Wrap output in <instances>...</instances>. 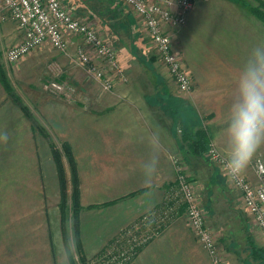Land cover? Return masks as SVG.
Wrapping results in <instances>:
<instances>
[{"label":"crops","instance_id":"obj_1","mask_svg":"<svg viewBox=\"0 0 264 264\" xmlns=\"http://www.w3.org/2000/svg\"><path fill=\"white\" fill-rule=\"evenodd\" d=\"M172 9L178 11L179 7L173 4ZM2 10L0 0V132L9 134L7 143L0 142V264H70L61 220L46 213L54 210L48 201L53 200L58 186L43 168L38 185L39 164L53 162L52 142L46 132L39 133L38 120L45 129L53 128L55 102L51 94L38 90L41 80L29 76L44 58L41 46L45 44L17 64H10L6 50L23 39L24 31ZM166 29L195 79L193 93L179 92L169 74L167 77L164 64L159 67L161 74H157L158 65L154 72H146L132 59L129 47L130 60L120 58L130 75L127 81H117L105 89L98 78H78L76 100L63 102L64 106L56 109L61 122L57 130L72 148L82 211L86 210L84 205L94 204L93 211L101 217L95 215L90 223L81 216L86 223L81 228L85 255L96 254L119 230L163 207L175 186L176 160L195 180L210 213L207 222L212 220L216 226L221 220L232 223L237 220L233 211L243 207L218 167L206 155L188 150L182 131L206 128L211 143L218 148L234 74L251 48L264 42V25L238 0H200L182 23ZM75 43L70 46L74 52ZM136 49L144 50L143 44ZM135 63L137 70L146 73L137 71L142 78H135ZM155 74L159 78H153ZM27 98L32 102L28 104ZM182 105L191 111L188 119L182 114ZM150 131L159 133L163 155L154 180L145 184L139 164L147 157L143 138ZM252 163L251 159L245 174L254 183H264ZM227 211L233 219L226 218ZM188 233L186 222H169L130 264H213L208 253L192 246L195 240Z\"/></svg>","mask_w":264,"mask_h":264},{"label":"rangeland","instance_id":"obj_2","mask_svg":"<svg viewBox=\"0 0 264 264\" xmlns=\"http://www.w3.org/2000/svg\"><path fill=\"white\" fill-rule=\"evenodd\" d=\"M61 1L66 8L71 10V12L75 17L94 26L98 30V32L105 37L107 42H109L112 46L115 47V49L117 50L118 61L126 76V79L122 80L123 82L127 81V78H130V75L127 74L126 69H124L125 67L121 63L120 58L121 59L124 58V60L127 61L130 60L129 59L130 55L127 56V52H126V49H129V47L133 49L134 57H132V59L136 61L138 66H141L143 69H145V71L146 69H149L151 70V72H154L156 68L155 65H158L157 74H161V70L159 67L163 66V62L158 52L156 51V48L153 44V40L148 34V31L144 26L142 20L139 19L138 17H135V15L132 12V9L129 6H127L120 0H61ZM246 1L256 6L260 5V2L258 0H246ZM262 1L264 2V0ZM262 23L264 25L263 21ZM74 41H76L77 43V44L75 43V46H77L80 43V40L76 38L74 39ZM139 43L143 44L144 50L137 51L136 46H138ZM41 47H43L42 53L44 54L43 55L44 58H42L38 64L36 63L35 71L33 70L31 72L29 78H38L39 82L41 80V83L37 82L38 83L37 87H39L38 90L43 89L46 92L47 96L48 95L50 96L51 94V96L54 98L55 108L53 111L54 114L52 116L54 119L53 120L54 124L52 129L50 130L49 128L45 129V125H42L40 120H38L39 133L44 134V132H46L45 134L50 139L49 141L52 142V151L54 148V152H52L53 162L39 164L38 185H40V183L42 182L40 177L42 175L41 169L43 168L48 173V176L50 175L51 177H53L54 180L53 185L55 187L58 186L57 189L54 188L55 195L53 200H50L49 198L50 202L48 201V203L50 204L48 205V207L50 206L54 210H51L50 212L47 211L46 212L47 217L52 216V218L54 219L61 220V233L69 257L71 255L76 260L77 264H92L93 263L92 260L108 246L112 245L115 248L117 247V244L120 243L119 237L121 234H124V236L126 237H129L130 234L127 232L126 229L127 227L119 230L118 233L115 235V237L105 244L102 250L91 256L85 255L84 257L86 258L87 262L86 263L81 262L80 260L81 253L79 252L80 247H82V250L84 251L83 238H82L83 234L81 228L83 224L86 225V223L83 222V220L81 221V216L83 215L86 221L88 220L90 221V223H93L95 219V215L100 217V214H95V212L93 211L94 204L84 205L86 210L82 211L83 206L81 204L82 197L80 193V187H77L76 184L74 183L76 170L72 162H70L71 158L69 157L67 152L66 153L64 152L63 145L65 141H63L61 133L57 130V127L61 126V122L60 119L58 118V116L60 115H58L56 109L57 108L59 109L60 107L64 106L63 102L68 101L69 103L70 102L73 103L74 100H76V95L78 92V86H77L78 78H92V77L96 78V77L93 72H91L85 65H82L77 60L75 56L76 52H74L75 51L74 47L73 48L69 47L66 50H60L52 47L49 43H46ZM38 48L40 47L38 46ZM99 61H100L99 58L97 57L93 58V62L98 63ZM136 63H135L136 68L132 67L131 69L134 68L133 73L135 74V78H142L141 76L139 77L137 76V71H140L139 74L146 75V73H143L144 71L142 69L137 70L138 66L136 65ZM131 66L133 65L131 64ZM107 72L110 73L109 70H107ZM164 72L165 70H163V73ZM167 77H169V75ZM20 78H25V76ZM153 78H159V76L155 74ZM160 78L162 79L165 77H162L161 75ZM117 81H121V79L120 78L117 79L115 83ZM193 81H194V85H193L192 93L194 92V90H196L194 78ZM50 82H56L62 84L63 89L59 91L54 88L47 87L46 85L49 84ZM190 91L181 92V93L189 94ZM45 97L46 96L44 95L42 98H39V100ZM23 102L24 101H22L21 104L24 106ZM26 102L29 104L32 101L31 99L27 98ZM188 113L189 114L191 113L190 109L187 106L184 107L182 105V114L183 116L185 115L187 119H188ZM55 152H57L58 154L55 155ZM257 157H261L264 160V147L258 149L257 152L251 158L253 161L252 167L254 171H255L254 162ZM57 160L59 161L60 165H58ZM61 171L63 172V176L61 174ZM222 177L225 180L227 187L231 190H234L239 195L238 197L242 201L240 192L237 191V189L233 187L232 184L229 183L228 179L225 176L222 175ZM192 181L196 185L195 180L192 179ZM175 184H176V180H175ZM175 188L176 186H173L171 188V191L173 190L174 192ZM171 191H169V193ZM172 197H173V201L170 204L165 202L163 207L156 212L157 215L154 217V221H153V224H155L156 226L155 228L152 229V232H154V237L152 238V240L163 231V229L169 224V222L173 220L178 219L188 224L186 216L184 214V210L183 213L181 210L183 209L184 205H181L182 201H181L180 193L176 192L175 195H173ZM241 204L243 206L241 209L236 208L233 211V213L237 216L236 221L233 220L232 223L229 222L224 223V221L221 220L218 222L219 225L216 226L214 223H212V220H209V222H207L210 213L206 205L203 203L204 210L206 212L205 214L206 222L208 225L211 223L212 226L211 225L209 226L213 228L214 231L217 233L220 254L221 256H225L223 257L224 264H228L227 261L229 260L233 261L234 264H264V243L261 241V238L264 239V235L257 228V225H255L252 215H250V213L244 207L243 202ZM169 207H172L173 209L169 210ZM179 212H181L182 214ZM228 213H229L228 211L225 212L226 218L233 219L232 218L233 215H230ZM103 214L104 211H102V216L104 217ZM188 227H189V233L187 235L190 236L191 238H194L195 240L192 243V246L196 245L198 250L202 249L205 251V249L200 245V243L194 237L189 225ZM89 228L91 229V231H93V228H91L90 226ZM91 233L92 232H90V234ZM256 240L258 242H256ZM197 248L195 249V251L197 254H200L199 251H197ZM258 252L259 254L262 255L258 256L257 255ZM227 256H230V258L232 259H229ZM115 257H113L112 260L117 264H130L137 256L129 263L125 259L116 260ZM211 260L213 264H216L212 258ZM104 261L105 258H101L98 263L99 264L105 263Z\"/></svg>","mask_w":264,"mask_h":264},{"label":"built area","instance_id":"obj_3","mask_svg":"<svg viewBox=\"0 0 264 264\" xmlns=\"http://www.w3.org/2000/svg\"><path fill=\"white\" fill-rule=\"evenodd\" d=\"M120 1L138 14L139 19L144 23L156 51L179 91L192 90L193 77L183 62L181 51L174 48L173 38L166 28L168 25L182 23L185 14L200 0ZM173 4L178 5V11L172 9ZM2 6L18 27L24 31L23 39L11 45L6 52L10 64H17L36 47L46 43L54 48L66 50L75 43L74 39L76 38L80 40L75 54L77 60L94 73L105 89H111L119 78L126 79L115 47L107 42L94 26L75 17L61 0H2ZM94 57L99 58L100 61L93 62ZM46 86L59 91L63 89V85L56 82H50ZM217 149L211 143L206 156L226 177L217 159ZM175 168L177 172L176 188L174 192L172 190L167 195L166 202L170 204L173 201L172 196L176 192L180 193L183 203L181 205H184V214L194 237L216 264H224L217 233L206 222V212L196 185L186 168L178 160L175 161ZM254 168L258 176L263 178V158L255 159ZM229 183L240 192L244 207L252 215L255 224L264 235V183H254L245 172L238 179L229 181ZM172 209L169 207V210ZM156 212L146 214L132 224L134 228L129 231V234L133 235L134 240H138L139 244L154 237L152 229L156 226L153 224ZM135 233H139V235Z\"/></svg>","mask_w":264,"mask_h":264},{"label":"clouds","instance_id":"obj_4","mask_svg":"<svg viewBox=\"0 0 264 264\" xmlns=\"http://www.w3.org/2000/svg\"><path fill=\"white\" fill-rule=\"evenodd\" d=\"M217 159L229 181L238 179L258 149L264 147V42L251 48L235 72L223 126ZM9 134L0 132V142ZM143 141L147 157L139 164L142 180L150 184L158 173L163 155L159 133L150 131Z\"/></svg>","mask_w":264,"mask_h":264},{"label":"trees","instance_id":"obj_5","mask_svg":"<svg viewBox=\"0 0 264 264\" xmlns=\"http://www.w3.org/2000/svg\"><path fill=\"white\" fill-rule=\"evenodd\" d=\"M260 2V5L256 6L253 5L251 3H249L246 0H238V2L246 7L253 15H255L258 19H260L261 21L264 22V2L262 0H258ZM182 136L184 141L187 143L188 145V150L195 154V155H200V156H204L206 155V152L209 148V146L211 145V136L210 133L207 131L206 128H201L198 129L194 132H190V131H182ZM64 148V152L69 155V157L71 158V161L75 170H76V165L73 159V153H72V148L70 147V145L68 143H64L63 145ZM53 152H54V148H53ZM58 153L55 152V155H57ZM58 165H60L59 161L57 160ZM77 171H75V180L74 183L76 184V186L78 187V179H77ZM61 174L63 176V172L61 171ZM63 179V177H62ZM64 183V180H63ZM77 190V188H76ZM182 211L184 210L181 209ZM134 227L132 225L128 226L127 232L129 233L130 230H132ZM136 234V233H135ZM136 235H139V233H137ZM118 240V239H117ZM152 240V239H151ZM148 240L142 244L138 243V240H134L133 235H130L129 237L124 236V234H121L119 237V242L117 244V247H113L112 245L108 246L106 249H104L100 254H98L93 260H92V264H99L98 262L100 261L101 258H105V263H101V264H117L116 262H113V257H115V259H125L128 263L131 262L139 253L140 251L151 241ZM118 242V241H117ZM121 244V245H120ZM118 248V249H117ZM79 252L81 253V257L80 260L82 263H86V258L84 251L82 250V247H80ZM258 256L262 255L259 254V252L257 253ZM70 260V264H77L76 260L70 255L69 257Z\"/></svg>","mask_w":264,"mask_h":264}]
</instances>
